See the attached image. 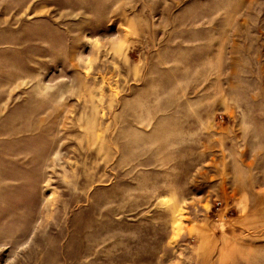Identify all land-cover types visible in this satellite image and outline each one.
I'll return each mask as SVG.
<instances>
[{"label": "rangeland", "instance_id": "rangeland-1", "mask_svg": "<svg viewBox=\"0 0 264 264\" xmlns=\"http://www.w3.org/2000/svg\"><path fill=\"white\" fill-rule=\"evenodd\" d=\"M0 264H264V0H0Z\"/></svg>", "mask_w": 264, "mask_h": 264}]
</instances>
